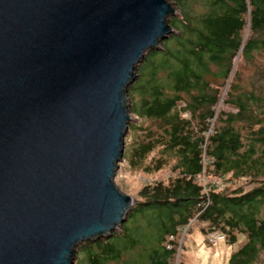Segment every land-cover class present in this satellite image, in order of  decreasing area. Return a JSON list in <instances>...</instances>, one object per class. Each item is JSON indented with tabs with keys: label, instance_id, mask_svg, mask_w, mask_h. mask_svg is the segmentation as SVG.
<instances>
[{
	"label": "water",
	"instance_id": "1",
	"mask_svg": "<svg viewBox=\"0 0 264 264\" xmlns=\"http://www.w3.org/2000/svg\"><path fill=\"white\" fill-rule=\"evenodd\" d=\"M168 0H0V264H73L133 205L114 176Z\"/></svg>",
	"mask_w": 264,
	"mask_h": 264
},
{
	"label": "trees",
	"instance_id": "2",
	"mask_svg": "<svg viewBox=\"0 0 264 264\" xmlns=\"http://www.w3.org/2000/svg\"><path fill=\"white\" fill-rule=\"evenodd\" d=\"M173 1L180 12L169 18L174 32L146 52L128 89L133 115L158 127L126 142L123 155L133 167L167 166L170 175L143 185L120 229L85 241L74 264H106L134 251L138 264H174L178 233L193 221L231 243L236 232L245 235L230 264H251L264 250V98L231 91L235 58L264 49V0ZM201 175L245 183L225 193Z\"/></svg>",
	"mask_w": 264,
	"mask_h": 264
},
{
	"label": "rangeland",
	"instance_id": "3",
	"mask_svg": "<svg viewBox=\"0 0 264 264\" xmlns=\"http://www.w3.org/2000/svg\"><path fill=\"white\" fill-rule=\"evenodd\" d=\"M168 1L171 2L176 8V14L171 15L170 17L180 15L176 3L173 0ZM135 72L137 73V68ZM233 72H235V74L233 75L231 83H235V87H233V89L231 90L232 93L238 94L253 91L256 95L264 98V49L254 51L250 58H246L244 56L235 58ZM137 77L138 76H135V79L128 86V89L131 87ZM216 83H221V80H216ZM227 87L228 81L223 87L222 96L225 94ZM221 108L233 112L237 110L229 104H224ZM253 110L257 111V107L253 106ZM130 114L132 118L129 122V125L135 124L142 127H140L139 129L135 128V132L128 129L124 138L122 160L119 161L118 168L114 176V181L124 193L131 195L133 197V202H135L137 199H139L138 192L143 185L159 180L166 181L171 171L169 167L166 166L158 171L145 172L142 167L136 168L131 166L127 157L123 156L124 153L127 152L126 142L129 143V141H132L135 137H137V135H143V132H145V130L148 128H152V130H155L158 127V123L151 119H140L133 115L131 111ZM185 115L189 116V113ZM153 155L154 152L149 155L144 164H147L149 162V159ZM198 180L202 184L210 182L209 185H206L207 187L213 185L215 186V190L223 191L225 193H229L237 188V186H239L240 184L245 183L244 180H232L228 176L214 179L212 177L207 178L206 175H201ZM126 220L127 216L125 221ZM206 228L207 225L205 226L204 223L193 221L190 224L189 228L187 226V228L182 229L180 233H178V236L176 238L177 253L174 259V264H176L177 261L183 264H230L229 258L231 254L234 253L246 241L245 235L237 232L235 234L236 241L234 243H231L230 238L226 235L224 237L225 239L219 241L216 238L221 233L215 230L207 231ZM119 229L120 226L115 231L117 232ZM98 238L101 239L104 238V236ZM82 244L78 245L76 248L73 264L75 263V260L77 258V252L81 250L80 248ZM134 252L136 254L133 252L123 253L121 260L108 262L106 264H138L136 263V260L137 262H140V259L136 258L134 261L132 260V257L137 256L138 254L137 251ZM251 264H264V250L258 252L257 256Z\"/></svg>",
	"mask_w": 264,
	"mask_h": 264
},
{
	"label": "built area",
	"instance_id": "4",
	"mask_svg": "<svg viewBox=\"0 0 264 264\" xmlns=\"http://www.w3.org/2000/svg\"><path fill=\"white\" fill-rule=\"evenodd\" d=\"M216 239L219 240V241H222V240L224 239V236L221 235V234H219V235L217 236ZM214 240H215V239H214Z\"/></svg>",
	"mask_w": 264,
	"mask_h": 264
}]
</instances>
